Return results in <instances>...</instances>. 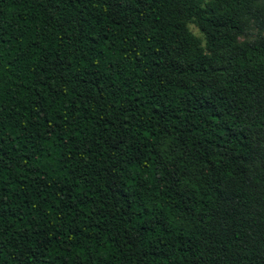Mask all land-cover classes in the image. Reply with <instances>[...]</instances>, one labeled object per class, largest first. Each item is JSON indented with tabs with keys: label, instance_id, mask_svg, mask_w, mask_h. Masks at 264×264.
Returning a JSON list of instances; mask_svg holds the SVG:
<instances>
[{
	"label": "trees",
	"instance_id": "obj_1",
	"mask_svg": "<svg viewBox=\"0 0 264 264\" xmlns=\"http://www.w3.org/2000/svg\"><path fill=\"white\" fill-rule=\"evenodd\" d=\"M0 264H264V0H0Z\"/></svg>",
	"mask_w": 264,
	"mask_h": 264
},
{
	"label": "rangeland",
	"instance_id": "obj_2",
	"mask_svg": "<svg viewBox=\"0 0 264 264\" xmlns=\"http://www.w3.org/2000/svg\"><path fill=\"white\" fill-rule=\"evenodd\" d=\"M188 28L190 30V32L196 36H200V33L198 32V30L196 29V27L192 24L188 25Z\"/></svg>",
	"mask_w": 264,
	"mask_h": 264
}]
</instances>
